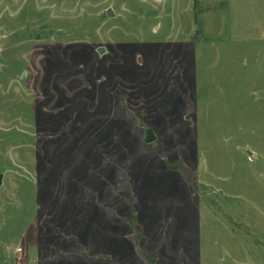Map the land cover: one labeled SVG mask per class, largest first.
Returning a JSON list of instances; mask_svg holds the SVG:
<instances>
[{"label": "rangeland", "instance_id": "374dc122", "mask_svg": "<svg viewBox=\"0 0 264 264\" xmlns=\"http://www.w3.org/2000/svg\"><path fill=\"white\" fill-rule=\"evenodd\" d=\"M0 173V264H264V0H0Z\"/></svg>", "mask_w": 264, "mask_h": 264}, {"label": "water", "instance_id": "95a60500", "mask_svg": "<svg viewBox=\"0 0 264 264\" xmlns=\"http://www.w3.org/2000/svg\"><path fill=\"white\" fill-rule=\"evenodd\" d=\"M108 15L111 16V12L108 11ZM99 52L102 54L104 53V49L103 48H99ZM145 142L150 144V143H153L157 140V136L154 132V130L152 128H147L146 129V136L144 138ZM3 176L4 174L3 173H0V189H1V186H2V180H3Z\"/></svg>", "mask_w": 264, "mask_h": 264}]
</instances>
